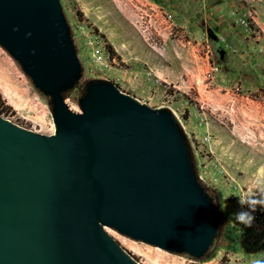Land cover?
Instances as JSON below:
<instances>
[{
    "label": "water",
    "instance_id": "water-1",
    "mask_svg": "<svg viewBox=\"0 0 264 264\" xmlns=\"http://www.w3.org/2000/svg\"><path fill=\"white\" fill-rule=\"evenodd\" d=\"M0 46L50 99L51 135L0 115V264H140L108 231L203 258L222 215L176 114L83 67L60 0H0Z\"/></svg>",
    "mask_w": 264,
    "mask_h": 264
},
{
    "label": "rangeland",
    "instance_id": "rangeland-1",
    "mask_svg": "<svg viewBox=\"0 0 264 264\" xmlns=\"http://www.w3.org/2000/svg\"><path fill=\"white\" fill-rule=\"evenodd\" d=\"M60 2L83 67L79 87L66 95L69 107L80 111L88 81L106 80L143 104L174 112L200 181L222 215L218 236L201 259L107 231L140 264H253L264 258V209L254 213L251 227L231 222L237 197L251 190L264 166V0ZM0 53L16 77L10 86L0 78V115L53 134L50 99L1 46Z\"/></svg>",
    "mask_w": 264,
    "mask_h": 264
},
{
    "label": "clouds",
    "instance_id": "clouds-1",
    "mask_svg": "<svg viewBox=\"0 0 264 264\" xmlns=\"http://www.w3.org/2000/svg\"><path fill=\"white\" fill-rule=\"evenodd\" d=\"M239 209L233 213L231 222L251 227L258 209H264V166L257 169L252 188L237 197ZM253 264H264V258H258Z\"/></svg>",
    "mask_w": 264,
    "mask_h": 264
},
{
    "label": "bare ground",
    "instance_id": "bare-ground-1",
    "mask_svg": "<svg viewBox=\"0 0 264 264\" xmlns=\"http://www.w3.org/2000/svg\"><path fill=\"white\" fill-rule=\"evenodd\" d=\"M1 54V53H0ZM0 63L2 64L1 66H2V72H1V74H2V76L0 77V78H2V80L4 79L5 81H9V86H10V82L11 83H15L16 82V77H15V72H14V70H13V67H12V65L6 60V59H4V57L3 58H1V55H0ZM3 80V81H4ZM4 81V82H5ZM5 83V84H6ZM6 84V85H7ZM12 85H14V84H12ZM11 85V86H12ZM15 86V85H14ZM18 86V85H17ZM13 87V86H12ZM15 88H16V86H15ZM14 87H13V89H15ZM19 88H20V86H19ZM19 88H17L18 90H19ZM6 89V88H5ZM21 89V88H20ZM25 90V89H24ZM24 90L22 89V91L21 92H24ZM25 93L26 94H28V92H26V90H25Z\"/></svg>",
    "mask_w": 264,
    "mask_h": 264
},
{
    "label": "trees",
    "instance_id": "trees-1",
    "mask_svg": "<svg viewBox=\"0 0 264 264\" xmlns=\"http://www.w3.org/2000/svg\"><path fill=\"white\" fill-rule=\"evenodd\" d=\"M103 37V36H102ZM109 49H110V53L112 56H115V53L112 51V48L109 46Z\"/></svg>",
    "mask_w": 264,
    "mask_h": 264
}]
</instances>
